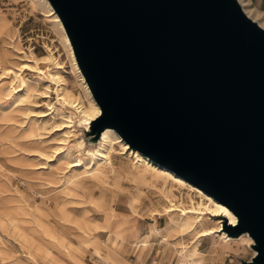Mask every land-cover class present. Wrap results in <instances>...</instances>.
I'll list each match as a JSON object with an SVG mask.
<instances>
[{
    "label": "rangeland",
    "instance_id": "374dc122",
    "mask_svg": "<svg viewBox=\"0 0 264 264\" xmlns=\"http://www.w3.org/2000/svg\"><path fill=\"white\" fill-rule=\"evenodd\" d=\"M240 2L264 28V0ZM55 18L42 0H0V60L10 55L3 68L36 62L61 77L68 100L93 114ZM23 80L28 90L12 97L9 81L0 83V264H179L184 253L195 264L250 260L247 238L224 248L229 217L206 210L210 202L195 186L135 160L115 137L102 148L75 109L54 94L37 96L46 83L30 72ZM170 205L178 210L167 213ZM201 223L212 231L203 239L195 234Z\"/></svg>",
    "mask_w": 264,
    "mask_h": 264
},
{
    "label": "water",
    "instance_id": "95a60500",
    "mask_svg": "<svg viewBox=\"0 0 264 264\" xmlns=\"http://www.w3.org/2000/svg\"><path fill=\"white\" fill-rule=\"evenodd\" d=\"M100 109L89 126L227 207L264 264V29L238 0H47Z\"/></svg>",
    "mask_w": 264,
    "mask_h": 264
},
{
    "label": "bare ground",
    "instance_id": "6f19581e",
    "mask_svg": "<svg viewBox=\"0 0 264 264\" xmlns=\"http://www.w3.org/2000/svg\"><path fill=\"white\" fill-rule=\"evenodd\" d=\"M42 1L45 3V5L48 7V9H50L52 12H54L53 8L51 7L50 3L47 0H42ZM240 1H242V0H240ZM240 1L238 0L240 6L242 8V10L247 15V17H249L252 21H254L255 23H257L262 29H264L260 25V23H258L256 20H254L252 17L249 16V15H251L250 12L249 11H245V9L243 8V6H245V4L243 2H242L243 4H241ZM54 14L56 15L55 12H54ZM55 21H56V23L59 26V30H60V32L63 35V38L65 40V43L67 44L68 48L71 51L70 56H71V58H72V60L74 62V64H73L74 65V70L78 74V76H79V78L81 80V83L83 84V86H84V88L86 90V93L88 94V96H89V98L91 100V103L94 106V112H93V114H87V112H85L83 109H81V107L79 105H76L73 101L68 100L63 95V91H62L63 81L61 80V77H59L58 75H55V74L52 75V74L43 72L38 67V64L36 62H34V65H35L34 67H31V66H28V65H22V66H19V68H17V69H15V68L14 69H12V68H3V64L6 63L7 60H8V57H10V55L8 54L7 51L3 52L2 57H1L2 59L0 60V83L3 82L4 80L9 81V86H8V88H9V94H10L11 97L12 96H16L18 93H20V92L23 93V91H27L28 90V87H27L25 81L23 80V74L25 72H30V73L35 74L36 77L38 78V80L40 82H44V83L47 84L46 85L47 87H46L45 93L39 94L37 96L40 97V99H42V100H47V99H50V97H51L52 94H54L55 95V99H56V103H58V104H64L67 107H70V108L75 109L78 112V114L84 118V120H83V126L84 127L86 126V129H84V131H87V130H90V127L89 126L93 123V121L97 120V118L99 117V115H100V109L97 106L96 102L94 101V99H93V97H92V95L90 93V90H89L87 84L85 83L84 78H83V76H82V74H81V72H80V70L78 68V65L76 63V60H75V57H74V54H73V50H72L71 44H70V42L68 40V37H67V35L65 33L64 27H63V25H62V23L59 20V18H58L57 15H56ZM46 62H48V61H46ZM31 63H33V62H31ZM57 68L59 69V67H57ZM15 71L16 72H19L20 74L18 75ZM51 86L54 87V90L51 89ZM59 92H61V93H59ZM39 116H38L39 118H45V117H47L46 113H41V114H39ZM93 117H95V118H93ZM67 123L70 124L71 123V120L69 119ZM62 129L63 130L64 129H71V127L69 125H66V126H63ZM101 137H102V139H101ZM111 137H115V139L119 142V144L120 143L122 144V146L124 147V150H126L127 152H131L132 151L131 153H132V156L133 157L135 156L134 157V158H136L135 160H137V159H139V158L142 157L145 160L147 159L154 166H157V167H160L162 169H165V170L169 171L170 173H173L174 175H176L171 170H169V169H167V168H165L163 166L158 165L157 163L151 161L150 159H148L147 157L143 156L139 152L133 151L131 148L128 147L127 143H125L121 139V137L114 130H112V129H105L100 134L99 139H101L102 148H105L106 145L109 144V140L111 139ZM63 144H64V142L63 143H60V145H62V146H63ZM99 156H101L103 158H106L102 154H100ZM76 166H78V164H76L75 166L72 165L71 167H76ZM176 176H178V175H176ZM178 177L181 178L180 176H178ZM181 179L183 180V178H181ZM185 182H187V181H185ZM187 183H189V182H187ZM192 186L194 187V185H192ZM194 188L200 190L204 194L203 196H205L206 199L210 202V206L206 207V210H208L209 212H211L215 216H218V215L225 216V215H227L229 217V224H231L232 226L236 225V223H237V217L227 207H225L223 204H221L220 202H218L217 200H215L213 197H211L207 193L203 192L201 189H199L197 187H194ZM169 208L170 209L168 210L167 213L174 212V211L178 210V208H177L176 205H170ZM192 210L196 211L195 209H192ZM180 212H182L183 215H187L188 213H190V211H185V210H180ZM186 219H187V217H186ZM200 227H201V230L199 232H197L195 230V234H196V236L199 239L200 238L203 239V238H206V237L210 236V234L212 233V231H211L210 228H206L203 223L200 224ZM215 228H217V229L220 228V225H216ZM223 230H224V233L226 234V236L225 237H222V238L223 239H226V238L228 239V240H224L223 241V244H224V248L225 249L229 250V247L231 246V244L232 243H236V242H231V241H236V240H233V239H238L239 240V238L240 239L241 238H247L249 240V248H251V245H252L253 242H252V239L247 234L241 235L240 237H237V238H234V237L229 236L226 233V231H225L224 228H223ZM129 237L132 238V236H129ZM115 239H116V241H121L122 243L124 242V237L121 234H117L116 237H115ZM133 246L136 247V248H142L144 246V243H142V245H139L138 243H136ZM91 248L92 249L93 248L96 249V247H91ZM213 253L218 254L216 249L213 251ZM254 254H255V252L252 251V256ZM178 261H179V264H195L196 263V262L194 263L193 260L187 258L186 253L180 255Z\"/></svg>",
    "mask_w": 264,
    "mask_h": 264
},
{
    "label": "built area",
    "instance_id": "2783aa9c",
    "mask_svg": "<svg viewBox=\"0 0 264 264\" xmlns=\"http://www.w3.org/2000/svg\"><path fill=\"white\" fill-rule=\"evenodd\" d=\"M98 263H100V262H98ZM101 264V263H100Z\"/></svg>",
    "mask_w": 264,
    "mask_h": 264
}]
</instances>
